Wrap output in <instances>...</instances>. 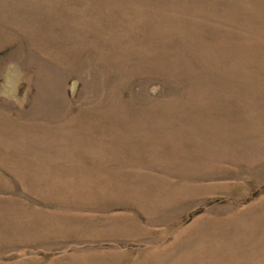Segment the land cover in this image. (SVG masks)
<instances>
[{"label":"rangeland","instance_id":"obj_1","mask_svg":"<svg viewBox=\"0 0 264 264\" xmlns=\"http://www.w3.org/2000/svg\"><path fill=\"white\" fill-rule=\"evenodd\" d=\"M0 264H264V0H0Z\"/></svg>","mask_w":264,"mask_h":264}]
</instances>
